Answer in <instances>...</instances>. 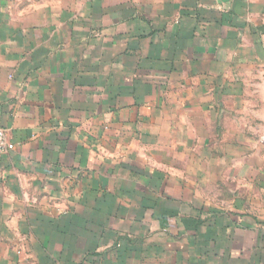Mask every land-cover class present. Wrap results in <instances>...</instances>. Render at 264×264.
<instances>
[{
	"label": "crops",
	"instance_id": "0c3cea01",
	"mask_svg": "<svg viewBox=\"0 0 264 264\" xmlns=\"http://www.w3.org/2000/svg\"><path fill=\"white\" fill-rule=\"evenodd\" d=\"M261 103L264 0H0V264H264Z\"/></svg>",
	"mask_w": 264,
	"mask_h": 264
},
{
	"label": "rangeland",
	"instance_id": "374dc122",
	"mask_svg": "<svg viewBox=\"0 0 264 264\" xmlns=\"http://www.w3.org/2000/svg\"><path fill=\"white\" fill-rule=\"evenodd\" d=\"M259 105V104H258ZM262 107L264 108V103H261ZM261 110V109H260ZM264 114V110H262ZM256 125L259 127L260 132L257 133L256 137L261 141L260 143V157H263V169H264V116L256 119Z\"/></svg>",
	"mask_w": 264,
	"mask_h": 264
},
{
	"label": "built area",
	"instance_id": "2783aa9c",
	"mask_svg": "<svg viewBox=\"0 0 264 264\" xmlns=\"http://www.w3.org/2000/svg\"><path fill=\"white\" fill-rule=\"evenodd\" d=\"M9 145L6 141L5 129L0 126V154L5 153Z\"/></svg>",
	"mask_w": 264,
	"mask_h": 264
},
{
	"label": "water",
	"instance_id": "95a60500",
	"mask_svg": "<svg viewBox=\"0 0 264 264\" xmlns=\"http://www.w3.org/2000/svg\"><path fill=\"white\" fill-rule=\"evenodd\" d=\"M222 2H224V3H226V2H228L229 0H221Z\"/></svg>",
	"mask_w": 264,
	"mask_h": 264
}]
</instances>
